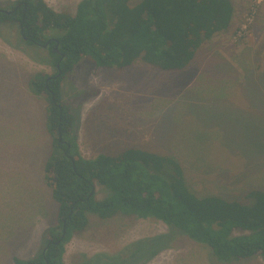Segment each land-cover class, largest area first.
I'll list each match as a JSON object with an SVG mask.
<instances>
[{
  "label": "rangeland",
  "instance_id": "374dc122",
  "mask_svg": "<svg viewBox=\"0 0 264 264\" xmlns=\"http://www.w3.org/2000/svg\"><path fill=\"white\" fill-rule=\"evenodd\" d=\"M19 1L0 0V9ZM44 1L74 14L81 0ZM232 3L230 29L204 42L181 71L142 62L123 70L96 67L88 57L74 67L62 83L61 102L77 119L83 157L137 148L177 159L187 184L201 196L240 201L251 185L264 190V0ZM21 39L17 23L0 24V264L35 257L46 231L59 226L45 173L52 143L49 101L30 86L36 73L53 75L56 69L47 49ZM110 193L96 184V200ZM166 233L167 225L156 219L89 215L86 229L66 244L64 262L83 264L105 255L111 261L99 257L92 264H134L125 263L123 253L114 255ZM135 264L217 263L207 246L179 234L172 248Z\"/></svg>",
  "mask_w": 264,
  "mask_h": 264
},
{
  "label": "trees",
  "instance_id": "16d2710c",
  "mask_svg": "<svg viewBox=\"0 0 264 264\" xmlns=\"http://www.w3.org/2000/svg\"><path fill=\"white\" fill-rule=\"evenodd\" d=\"M10 10L11 16L0 12V24L17 23L30 39L27 44L42 48L50 41L47 50L56 71L36 73L30 86L49 101L52 143L45 173L59 223L46 231L38 255L16 257L14 264H65L66 244L86 229L89 215L101 220L134 216L167 225L168 233L138 240L114 255L123 253L125 263L155 258L172 248L179 234L207 246L217 264L264 261V190L251 185L240 201L201 196L187 184L177 159L137 148L85 158L77 142V119L61 102L64 79L84 57L96 67L118 70L137 62L162 71L185 69L204 42L230 29L232 0H81L74 14L57 12L44 0H20ZM56 41L59 53L53 51ZM96 184L110 195L96 200ZM99 257L112 259L96 255L83 264Z\"/></svg>",
  "mask_w": 264,
  "mask_h": 264
},
{
  "label": "water",
  "instance_id": "95a60500",
  "mask_svg": "<svg viewBox=\"0 0 264 264\" xmlns=\"http://www.w3.org/2000/svg\"><path fill=\"white\" fill-rule=\"evenodd\" d=\"M25 6H26V5H25ZM0 12H2V13H6V14H10V12H8L7 10H4V9H0ZM25 39H27V38L25 37ZM49 44H50V41H48L45 45H43V47L46 48ZM54 52H55V53H58V52H59V50H58V42H57V41H56V46H55V48H54ZM57 67L59 68V64L57 65ZM59 74H61V72H60ZM53 102L56 103V98H55L54 95H53ZM68 148H69V146H68ZM65 224H66V222H64L63 235H64L65 232H66Z\"/></svg>",
  "mask_w": 264,
  "mask_h": 264
},
{
  "label": "flooded vegetation",
  "instance_id": "af4514ba",
  "mask_svg": "<svg viewBox=\"0 0 264 264\" xmlns=\"http://www.w3.org/2000/svg\"><path fill=\"white\" fill-rule=\"evenodd\" d=\"M23 6V4H22V2L21 3H19L18 5H17V7H16V9H19L20 7H22ZM25 10H26V7H25ZM8 12H10V14H6V13H4V14H6V15H9V16H11L12 14H13V12H14V10H7ZM27 38V37H26ZM22 39H23V41L24 42H27V41H30V39L29 38H27V39H25V36L22 34ZM50 45V44H49ZM48 45V46H49ZM48 46L45 48V49H47L48 48ZM42 48H44L43 46H42ZM55 48V47H54ZM54 48H53V51H54ZM59 53V52H58Z\"/></svg>",
  "mask_w": 264,
  "mask_h": 264
},
{
  "label": "built area",
  "instance_id": "2783aa9c",
  "mask_svg": "<svg viewBox=\"0 0 264 264\" xmlns=\"http://www.w3.org/2000/svg\"><path fill=\"white\" fill-rule=\"evenodd\" d=\"M251 18H252V16H251Z\"/></svg>",
  "mask_w": 264,
  "mask_h": 264
}]
</instances>
